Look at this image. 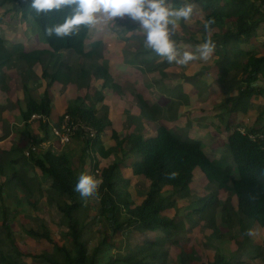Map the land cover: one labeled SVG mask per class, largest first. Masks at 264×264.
I'll return each mask as SVG.
<instances>
[{"label": "trees", "instance_id": "16d2710c", "mask_svg": "<svg viewBox=\"0 0 264 264\" xmlns=\"http://www.w3.org/2000/svg\"><path fill=\"white\" fill-rule=\"evenodd\" d=\"M0 1L17 5L24 16H32L39 25L42 38L50 46V50L28 53L18 52L16 49L15 51L28 67L29 64L41 66V77L49 85L55 82L68 85L73 81L74 76L89 81L92 78L103 80L104 84L112 81L108 66L95 65V61L102 55L104 45L101 40L89 42V33L93 26L80 25L73 35L62 38L47 35L46 29L62 24L72 15L74 6L37 15L31 8L32 0ZM188 4L193 5L192 15L196 11L201 13V18L196 21L199 28L195 32L201 34V39H196L191 31L187 37L174 34L172 39L175 41L176 51L183 53L188 47L197 49L198 45L210 38L215 45L211 56L216 59L217 84L230 95L228 102L232 104L231 110L244 114L256 113L253 125L245 129V134L241 133L242 128L239 125L234 128L228 126L227 145L233 157L232 165H227L220 159H211L199 141L187 135L175 134L164 125L157 127L154 137L144 138L132 132L116 147L106 149L104 146L106 130L112 126L108 112L95 109V104H82L76 100L67 107L65 115L71 117V123L91 128L95 136L90 138L84 129L79 128L75 131L71 143L79 136L86 145L88 156L92 159L94 154L108 158L118 150L123 152V156L120 157L122 160L115 161L109 166L100 167L101 161L91 165L92 174L97 170L102 180L98 192L94 195L101 204L98 217L105 220L108 230L99 245L91 248L85 240L88 228L78 217L80 209L87 205L80 200V193L75 191L81 173L73 168L72 154L65 151L56 153L49 149L42 157L36 152H31L28 157L23 156L31 160L30 165H27L40 170L42 182L39 183L40 179L36 177L24 179L17 170L8 182L17 181V187L28 193L26 196L29 204L36 190L42 195V185L46 183L48 202L62 215L59 225L64 229L62 238L66 239V243L63 245L58 244L57 238L44 220H37L39 225L37 228L26 230L30 238L36 241L44 240L53 246L52 253L35 255L36 258L44 259L46 264H167L169 255L167 246L170 241L179 244V240L172 239L179 227L175 219L166 216V212L173 209L178 201L193 196L192 185L197 168L212 186L235 196L238 207L234 214L227 213L223 216L224 223L229 228L227 233L221 232L215 221L214 212L222 206L217 193L199 199L195 209L187 214L188 218L199 215L201 219L206 220L207 228L212 231V238L217 240L234 241V224L239 226L245 240L248 239L247 231L253 230L256 225L264 229V140L250 139V135L264 133V0H192L190 2L173 0L175 9ZM187 25L185 20L181 21L183 32L189 30ZM205 25L209 27L206 29ZM151 52L154 51L150 49L143 54ZM13 53L7 51L0 38V71L10 62ZM75 56L81 60L94 62L92 68L77 72L75 66L71 65V57ZM196 60L201 61L198 57ZM173 63L175 62L170 64ZM167 64L168 61H165L162 65L167 66ZM163 66L160 65L159 68ZM3 81L2 78L0 85ZM23 91L26 108L20 109V116L26 126L31 124V118L35 114L51 117L53 105L48 92H45L41 99H36L31 96L32 91L28 86L24 85ZM64 116L55 126H60ZM39 124L43 136L33 140V145L40 148L49 141L51 124L43 121ZM114 136H117L116 133ZM123 145L127 148L124 149ZM0 153L7 154L5 151ZM132 156H134L133 160L128 162ZM12 162L17 165L18 162H22V158ZM3 171V167L0 166V173ZM124 173L135 178H144L149 182V191L141 204H136L129 194ZM3 195L1 189V199ZM36 204L38 200L32 205ZM0 209L3 216L2 226L7 232L8 239V243L0 242V264H29L25 261L28 254L22 251L13 238L9 226L12 219L11 212L4 203L0 204ZM210 213L211 218L206 217ZM121 215H123L122 221ZM98 217L92 222H96ZM132 229L140 233H160L163 236L156 241L146 240L135 248L130 247L126 255L113 257L104 262L108 259L106 256L111 250L121 249L115 241L119 235L126 233L125 237H128ZM256 249L258 257L264 262V249L260 247ZM193 259L192 256L181 253L179 262L190 264ZM234 260L217 252L213 264L245 263L241 259L234 263Z\"/></svg>", "mask_w": 264, "mask_h": 264}, {"label": "rangeland", "instance_id": "374dc122", "mask_svg": "<svg viewBox=\"0 0 264 264\" xmlns=\"http://www.w3.org/2000/svg\"><path fill=\"white\" fill-rule=\"evenodd\" d=\"M169 6L173 8V0H169ZM200 14L196 11L185 21L189 27V30H185L187 33L182 31L183 19H176L173 35L187 37L191 31L194 37L200 40L201 34H195L199 28L196 21L201 18ZM97 18L100 22L90 31L89 42L98 40L103 42L104 50L101 57L95 61V65L108 66L112 81L104 84L103 80L92 78L89 81L74 76L73 81L68 85L58 82L49 85L41 77L42 67L29 63L28 67L15 51L16 49L18 52L28 53L50 50V46L42 38L39 25L32 16H24L17 5L0 1V38L9 53L16 52L13 53L7 66L0 71V80L4 79L0 85V152L7 153L6 155L0 153V166L4 169L3 173H0V194L1 189L4 194L3 199L0 197V204L4 203L12 214L9 226L13 238L22 251L28 254L25 261L29 264H46L44 259L36 258L35 255L53 251L50 243L44 240L36 241L26 234V230L39 226L37 220H44L59 245L65 244L66 239L62 238L64 229L59 225L62 215L48 202L46 183L42 185V195L36 190L29 204L26 196L28 193L17 187V181L8 182L14 176L12 174L15 170L20 171V177L24 179L36 177L40 179L39 183L42 182L40 170L30 167L31 160L23 157L33 145V140L43 136L39 123L32 122L26 126L20 116V109L26 108L24 85L31 89L30 94L36 99H41L44 93L48 92L53 105L52 115L49 118L51 125L56 124L65 115L67 107L76 100L82 104H95V109L108 112L112 126L106 130L104 144L106 149L116 147L132 132L144 138L154 137L157 127L164 124L175 134L187 135L199 141L209 157L232 165L233 157L227 145L228 126L234 128L239 125L247 129L253 125L256 117L254 112L244 114L231 110L232 104L228 102L230 95L217 84L218 69L213 56L207 60L201 59L199 52L193 47L189 48L188 52H192L201 61L195 58L186 64L168 63L167 66H163L162 64L167 61L166 58L158 57L154 52L143 54L150 49H146L143 32L137 34L138 23L127 16L118 19L117 22L112 20L105 22L102 12L97 14ZM65 53L66 51L63 54ZM177 53L178 58L183 54L181 51ZM78 58L71 57V65L75 66L77 72L92 68L94 62ZM160 65L163 67L159 68ZM31 69L34 72L30 71ZM181 126H184L183 129H180ZM114 132L117 136H114ZM85 148L86 145L79 136L75 137L72 143L65 145L52 133L49 141L41 146L36 154L42 157L49 149L56 153L69 152L72 154L73 168L79 174L92 175L97 179H100L99 172L96 170L92 174L91 165L101 161L100 167H103L122 160L120 157L123 156V152L120 150L108 158L94 154L92 159ZM123 148L127 146L123 145ZM19 158H22L21 163L18 162L16 165L12 162ZM124 179L128 183L127 190L132 199L136 204H141L149 191V182L126 173ZM192 188V197L178 201L173 209L166 212V216L175 219L179 227L172 238L179 240V244L170 241L169 247L167 246L169 251L167 264H180L181 253L194 258L190 264H213L217 252L232 260L235 259L234 263L241 259L245 262L243 264H264L258 257L256 249V247L264 249V235H261L264 234V229H261L260 225L247 231L246 240L237 224H234L233 229L234 241L217 240L212 238V231L207 228L206 220L201 219L199 215V217L192 216L191 219L187 216L192 209H195L199 199L217 193L222 206L214 212L215 221L221 232L227 233L229 228L224 223L223 216L227 213L231 215L235 213L238 207L237 198L208 183L199 169L194 174ZM37 200L38 204L33 206L32 204ZM80 200L87 205L78 212L82 224H86L88 228L85 240L90 248L98 246L108 232L105 220L98 217L100 200L95 195L87 199L80 197ZM1 212L2 209H0V242L8 243L7 232L2 226ZM95 217L98 219L92 222ZM206 217L211 218V213ZM125 236L126 233L119 235L115 241L121 249L111 250L106 256L108 259L104 262L113 257L126 255L130 247L135 248L146 240L156 241L163 235L140 233L132 229L128 237Z\"/></svg>", "mask_w": 264, "mask_h": 264}, {"label": "clouds", "instance_id": "9594fccd", "mask_svg": "<svg viewBox=\"0 0 264 264\" xmlns=\"http://www.w3.org/2000/svg\"><path fill=\"white\" fill-rule=\"evenodd\" d=\"M74 6L72 15L67 17L62 24L50 26L46 29L48 36L62 38L71 36L80 25L94 26L100 21L98 13L104 14V21L117 22L125 16L138 23L137 34L141 31L144 36L145 46L153 50L157 55L167 59L168 63L186 64L196 58L192 52L185 51L178 58L175 41L172 35L176 28V19L187 21L193 13V5L175 9L169 6V0H32L31 8L39 15L42 13L60 10L62 7ZM209 25H205L207 29ZM214 43L209 38L203 44L198 45L197 52L200 58L207 60L213 53ZM241 133L245 134V128ZM258 135H250V139ZM255 140V139H253ZM102 180L92 175L81 174L75 191L81 197L87 199L98 192Z\"/></svg>", "mask_w": 264, "mask_h": 264}, {"label": "built area", "instance_id": "2783aa9c", "mask_svg": "<svg viewBox=\"0 0 264 264\" xmlns=\"http://www.w3.org/2000/svg\"><path fill=\"white\" fill-rule=\"evenodd\" d=\"M40 121L43 122H49V118H46L44 115H38L35 114L31 118V123L36 122L39 123ZM79 128H82L85 130L86 135H88L90 138L95 136V132L91 128H87L85 126H80L79 124H73L71 123V117L69 115H65L63 118V121L60 123V126H55V124L51 125V134L53 133L57 140H59L60 143L62 144H70L72 141L73 136L75 135V131L78 130ZM260 140H264V134L260 135L258 137ZM256 139V138H253ZM44 146V144L42 145ZM39 150V147H35V145L31 146V148L26 152V156H30L31 152H37Z\"/></svg>", "mask_w": 264, "mask_h": 264}, {"label": "crops", "instance_id": "0c3cea01", "mask_svg": "<svg viewBox=\"0 0 264 264\" xmlns=\"http://www.w3.org/2000/svg\"><path fill=\"white\" fill-rule=\"evenodd\" d=\"M188 49H189V47L186 48V51H188ZM251 113H252V112H251ZM251 113H249V114H251ZM163 125H164V124H163ZM164 126H166V125H164ZM166 127H167V126H166ZM183 127H184V126H181L180 129H183ZM167 128H168V127H167ZM168 129H169V128H168ZM67 151H69V150H67ZM133 157H134V156L130 157V158L128 159V160H129L128 162L132 161V160H133ZM210 158H211V157H210ZM211 159H213V158H211ZM213 160H214V159H213ZM197 169H199V168H197ZM197 169L195 170L194 174L196 173ZM199 170H200V169H199ZM200 171H201V170H200Z\"/></svg>", "mask_w": 264, "mask_h": 264}]
</instances>
